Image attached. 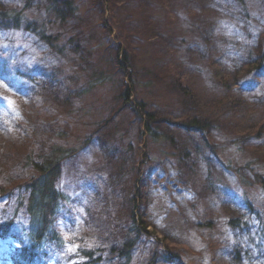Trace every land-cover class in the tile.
I'll return each mask as SVG.
<instances>
[{
    "label": "rangeland",
    "instance_id": "1",
    "mask_svg": "<svg viewBox=\"0 0 264 264\" xmlns=\"http://www.w3.org/2000/svg\"><path fill=\"white\" fill-rule=\"evenodd\" d=\"M71 1L78 12L61 21L45 10L48 0H0L1 10L27 8L28 20L42 25L47 35L58 36L54 48L64 49L60 53L50 44H39L36 31L0 29V63L7 71L0 73V90L4 94L0 104V139L2 128H9L16 135L22 133L20 124L28 127L25 119L38 121L44 117L63 135L55 136L52 142L78 151L65 161L60 178L64 201L55 218L60 237L45 243L37 262L84 264L86 257L81 251L95 242L97 228V233L107 238L128 232L126 211H131V198L136 195L139 202L144 197L139 212H145L142 222L147 228L140 236L132 264H237L228 245L242 248L244 253L238 264H264V134L257 136L264 132V82L259 80L255 87H249L252 92L244 94L245 105L239 115L222 118L224 130L207 135L188 132L178 125L185 108L170 88L164 87L167 82L162 84L158 79L150 86L140 85L136 96L164 117L161 124L155 125L158 139L143 133L142 122L134 111L114 114L123 106L121 80L125 79L116 69V45L128 46L137 55L139 66L146 61L141 49L150 55L161 49L158 42L151 49L144 47L139 37H133L136 22L142 21L148 10L154 16L167 17L166 22L177 31H186L189 24L200 19L209 22V48L219 65L218 72L212 76L199 70L201 76H197L195 84L199 112L211 115L217 111L212 108L215 99L223 93L222 86L214 84L216 80L234 79L249 51L257 53L264 43V0H243L250 14L248 29L239 0H165L168 7L156 0H108L111 11L99 7V0ZM199 1L204 3V17ZM110 15V25L105 26ZM109 26H113L112 33ZM77 58H83L82 62L91 59L95 67L111 76L109 83L79 96L78 91L85 89L87 83L85 71L76 67L81 63ZM31 67H37L36 75L53 71L54 82L61 86L53 90L64 92V96L72 93L71 105L50 100L30 105L25 95L28 88L15 79V71L27 72ZM138 77L147 83L145 77ZM251 79L247 77L244 84ZM48 83L43 89L52 91ZM33 108L42 114L34 115ZM30 133L16 139L24 142ZM11 163L4 165L6 174L19 178L23 171ZM131 170L140 178L141 192L136 194L135 174H129ZM27 177L25 174L22 182ZM245 199H249L252 208ZM7 201V196L0 195V223L12 220L13 225L10 236L0 239V264H11L10 256L22 247L21 239L25 242L29 221L21 214L14 220ZM233 219L249 229L234 228L232 224L229 227L227 222ZM101 228L106 232L102 233ZM260 248L262 256L257 252ZM173 251L179 254L172 261L160 258L166 252L174 257ZM152 254L159 257L154 262Z\"/></svg>",
    "mask_w": 264,
    "mask_h": 264
},
{
    "label": "trees",
    "instance_id": "2",
    "mask_svg": "<svg viewBox=\"0 0 264 264\" xmlns=\"http://www.w3.org/2000/svg\"><path fill=\"white\" fill-rule=\"evenodd\" d=\"M156 1L162 3L165 7L169 6V3L165 0ZM239 1L245 13V22L247 23L245 24L248 29L250 27L248 24L250 22L248 20L250 14L243 0ZM139 2L141 3L142 0H139ZM27 6L29 7V5ZM98 6L106 7L107 10L110 9L109 11H111V1L99 0ZM198 6L201 16L204 17V3L199 1ZM45 10L54 13V17L61 21L67 19L69 16L75 17L78 12L76 5L73 6L71 0H48ZM28 18L27 8L25 7L20 9H0V29L7 31L11 28H25V30L36 31L40 35L41 41H39V44L46 43L50 44L53 48L54 46L56 47L59 37L54 38V35H47L42 25L30 22ZM166 19L167 17L165 18V16H154L148 10L144 14L142 21L136 22L137 26L134 29L133 37H139V40L143 41L142 45L144 47L155 48L158 42L161 48L155 50L151 55L147 50L141 49L146 55V61L144 60L145 62L142 66L137 65L138 57L137 55H133L132 50L128 46L116 45V69L129 82H126L124 78L121 80L122 90L120 98H122L123 106H120L114 114L125 113L129 110L134 111L142 122L141 124L144 127L143 133L153 139H158L159 136L157 135V130H155V125L161 124L164 121V117H160L158 112L149 103L139 101L136 98L140 85L150 86L153 80L158 79L160 82L162 81V84L165 81L167 82V85L164 87H169L171 92L178 97L182 108H185V113H181V117L179 118L181 122L178 123L179 126H182L188 132H201L206 135L210 132L215 133V130H224L225 128L221 124L222 118L239 115L240 110L245 105V102H243L244 94L252 92L249 87H255L259 80L264 82V43L261 44L262 47L257 50V53H254L252 50L249 51L250 55H247L241 65V70H238L234 79L229 77L224 82L216 80L214 84L222 86L220 91L223 93L213 103L212 108L217 109V111L211 115H205L200 113V107H197L199 94L195 82L197 76H201L199 70L203 74L207 73L212 76H215L218 72L219 65L212 59L209 48L211 46V36L209 35L211 32L210 24L205 19H200L193 22L192 25L189 24L186 31H180L179 29L177 31L172 25L168 24V20L166 22ZM110 22L111 15L105 20V26L110 25ZM112 28L113 26H109L108 31L110 33L113 32ZM56 50L60 53L64 52L62 48H54V51ZM82 59L77 58L76 61L80 62ZM91 62L93 61L90 59V61H81V63L76 64L77 68L85 71L83 73L86 76L84 78H86L87 83L85 89L83 88L78 91L79 96L91 92L97 86L109 83L111 78L108 73L98 69ZM5 68V65L0 63L1 75L7 73ZM36 68L33 69L31 67L27 72L20 69L15 71V79L20 80L24 88H28V91H25V95L30 105L33 106L38 100L43 102L50 100L55 103L61 101L65 105H71L73 101L72 93L64 96V92H55L56 90H53L56 89L55 87H61L54 82V72L49 71L48 73L43 72L36 75ZM141 69H144V71H140ZM139 75L145 77L148 80L147 83L138 80L136 77ZM249 76L252 77L251 81L253 83L248 82L245 85L244 80ZM47 81L50 82L48 84L52 91H45L43 89ZM38 86H41V90L38 89ZM30 87H33V89L31 90ZM1 96H4V94L0 90V104L2 102ZM33 109L35 111L34 115L39 116L42 114V111ZM25 120L28 127L24 123L19 125L22 133L18 132L15 135L9 128H2L0 139V177H4V179L0 180V195L8 197L7 203L12 206L11 214H13L14 220L19 214L29 220L25 227L27 229L25 231V242L24 238L21 239L22 247L19 248V251L15 255L10 256L9 262L11 264H39L37 258L40 249H42L46 242L59 239L60 236L55 229V218L59 212L61 202L64 201V197L59 189L60 178L62 177L65 161L78 152L76 149L73 150L67 146L52 142L54 137L59 136L61 133L55 131L51 127V123L44 120V117L38 121L33 119ZM112 121L113 119L109 121V124ZM28 128H31V133ZM27 132L30 135L24 142L16 139L23 137ZM263 134L264 132L261 131L257 136L262 137ZM60 137H63V135L61 134ZM25 145H27V150H24ZM8 162H12V165L18 166L23 171V174L19 178H11L6 174L4 165ZM230 170L232 173H239L235 169ZM131 172L132 170L129 174H135ZM259 172H256L255 175L259 174ZM25 174H28L29 177L25 178L22 182V177ZM7 183L10 184L8 185ZM139 184L140 178H137L135 174L133 181V192L135 191V194L137 191L141 192L138 189ZM135 197L131 198V211H126L130 221L128 232H124L120 236L110 235L111 239L98 234L97 228L95 242L91 243L90 247H87L84 251H81L83 252V258L86 257L84 264H132L134 251L140 246V236L147 228L145 226L146 223H143L145 220L142 217L145 215V212L141 215L139 212V204L143 205L144 197H142L143 200L141 202L137 201ZM245 204L252 208L249 199H245ZM139 223H142L143 226H140ZM230 224L234 228L244 230L242 227H245L249 229L248 226L241 224L238 219L229 220L227 225L230 227ZM207 225L205 224V226ZM12 227V220L0 223V239L10 236ZM100 231L102 233L106 232L105 228H101ZM228 246L230 248L228 252L235 255L233 259L238 264L239 262L237 261L243 257L244 252L242 248L238 245L233 248L231 245ZM257 252L262 256V248L257 250ZM165 254L160 258L167 262L172 261L173 259L171 260V258L175 259L179 252L173 251L172 256L174 257H169ZM157 258H159L158 254L151 256V262H154Z\"/></svg>",
    "mask_w": 264,
    "mask_h": 264
}]
</instances>
